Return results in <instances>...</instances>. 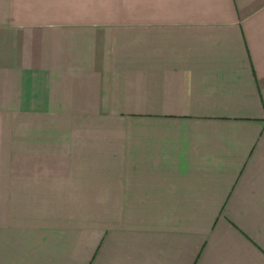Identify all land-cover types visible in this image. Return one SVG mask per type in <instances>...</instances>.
Here are the masks:
<instances>
[{
    "label": "crops",
    "instance_id": "obj_1",
    "mask_svg": "<svg viewBox=\"0 0 264 264\" xmlns=\"http://www.w3.org/2000/svg\"><path fill=\"white\" fill-rule=\"evenodd\" d=\"M0 157V264H264V0H0Z\"/></svg>",
    "mask_w": 264,
    "mask_h": 264
},
{
    "label": "rangeland",
    "instance_id": "obj_2",
    "mask_svg": "<svg viewBox=\"0 0 264 264\" xmlns=\"http://www.w3.org/2000/svg\"><path fill=\"white\" fill-rule=\"evenodd\" d=\"M98 111L101 113L100 110ZM41 115L43 121L40 124V128L38 129L36 123H31L28 131L30 133H28L30 141L24 139V143H29V149L36 148L38 146V138L40 137V145L43 143L42 147L45 152L53 153L56 151L59 153L61 151L58 147L66 146V148H69V146H71L70 135L75 130V123L69 122L70 119H72L73 122L75 117H84L86 116V111L84 109H81L80 111L76 109H59L50 107L44 108ZM1 158H3L4 161L5 157H0V162H2ZM78 207L81 208L80 205Z\"/></svg>",
    "mask_w": 264,
    "mask_h": 264
}]
</instances>
